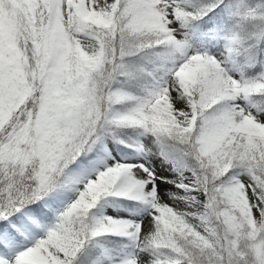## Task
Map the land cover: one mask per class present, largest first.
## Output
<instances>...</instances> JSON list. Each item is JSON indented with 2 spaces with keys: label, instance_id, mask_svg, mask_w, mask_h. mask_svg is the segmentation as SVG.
<instances>
[{
  "label": "snow or ice",
  "instance_id": "1",
  "mask_svg": "<svg viewBox=\"0 0 264 264\" xmlns=\"http://www.w3.org/2000/svg\"><path fill=\"white\" fill-rule=\"evenodd\" d=\"M0 264H264V0H0Z\"/></svg>",
  "mask_w": 264,
  "mask_h": 264
}]
</instances>
